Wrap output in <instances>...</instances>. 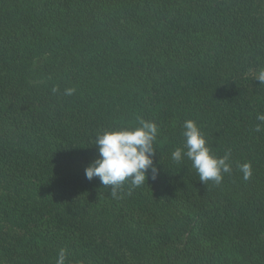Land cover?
<instances>
[{"label": "trees", "instance_id": "obj_1", "mask_svg": "<svg viewBox=\"0 0 264 264\" xmlns=\"http://www.w3.org/2000/svg\"><path fill=\"white\" fill-rule=\"evenodd\" d=\"M260 69L264 0H0V261L264 264ZM141 119L159 174L113 198L96 137ZM186 120L230 151L219 185L173 161Z\"/></svg>", "mask_w": 264, "mask_h": 264}, {"label": "clouds", "instance_id": "obj_2", "mask_svg": "<svg viewBox=\"0 0 264 264\" xmlns=\"http://www.w3.org/2000/svg\"><path fill=\"white\" fill-rule=\"evenodd\" d=\"M255 80L264 85V69L255 73ZM55 92L56 89H53ZM74 89H66L65 95H72ZM255 131H262L264 114H259ZM182 135L185 138L183 148L177 147L172 152L173 161L180 163L185 157L191 161L196 170L199 181L207 185L209 181L219 185L223 180V174L231 172L228 163L230 151L223 157L211 155V149L206 146L207 142L203 133L193 120H186L183 124ZM158 134L157 125L141 119L139 126L134 129H122L117 131H105L98 134L95 146L98 150V159L93 161L85 169V178L89 181L99 178L104 187L111 189V196L117 197L118 190L129 181L133 188L142 186L151 173V179L155 180L159 169L154 163L156 155L154 141ZM186 149V151H185ZM245 180L252 175L250 163L238 165ZM68 250L61 248L58 251L56 264H66Z\"/></svg>", "mask_w": 264, "mask_h": 264}, {"label": "rangeland", "instance_id": "obj_3", "mask_svg": "<svg viewBox=\"0 0 264 264\" xmlns=\"http://www.w3.org/2000/svg\"><path fill=\"white\" fill-rule=\"evenodd\" d=\"M189 40H182V42H183V44L181 43V47H182V49H180V52H181V54H182V50L184 49V53H189L190 52V45L187 43ZM0 264H9L8 262H6V261H3V260H1L0 261Z\"/></svg>", "mask_w": 264, "mask_h": 264}]
</instances>
